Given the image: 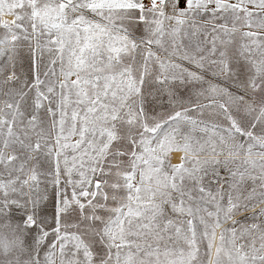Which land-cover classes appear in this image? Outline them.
I'll use <instances>...</instances> for the list:
<instances>
[{
    "label": "snow or ice",
    "instance_id": "6c2138e0",
    "mask_svg": "<svg viewBox=\"0 0 264 264\" xmlns=\"http://www.w3.org/2000/svg\"><path fill=\"white\" fill-rule=\"evenodd\" d=\"M0 264H264V0H0Z\"/></svg>",
    "mask_w": 264,
    "mask_h": 264
}]
</instances>
